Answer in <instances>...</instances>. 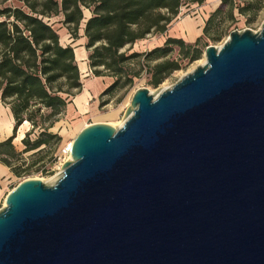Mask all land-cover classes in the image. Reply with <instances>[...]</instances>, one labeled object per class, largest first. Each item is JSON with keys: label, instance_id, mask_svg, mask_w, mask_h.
<instances>
[{"label": "water", "instance_id": "95a60500", "mask_svg": "<svg viewBox=\"0 0 264 264\" xmlns=\"http://www.w3.org/2000/svg\"><path fill=\"white\" fill-rule=\"evenodd\" d=\"M0 210V264H264V23L208 46Z\"/></svg>", "mask_w": 264, "mask_h": 264}, {"label": "trees", "instance_id": "16d2710c", "mask_svg": "<svg viewBox=\"0 0 264 264\" xmlns=\"http://www.w3.org/2000/svg\"><path fill=\"white\" fill-rule=\"evenodd\" d=\"M10 1L16 5L8 4ZM204 0H0V104L9 109L12 135L0 142V164L17 178L34 172L51 174L61 137L52 132L71 99L80 93L82 83L74 48L62 45L50 23L60 17L72 41L83 27L87 63L95 77L108 76L114 81L106 92L132 86L142 72L148 84L159 86L180 69L179 61L199 58L197 44L167 38L162 46L148 52H130L132 46L153 34H164L182 6L202 4ZM264 0H220L203 28L204 36L219 24L216 19L228 9L241 15L261 9ZM89 17L84 18V11ZM124 50V51H122ZM176 53V58H170ZM29 130L21 139L23 149L13 145L23 124ZM51 153V154H50ZM51 155V157H50ZM49 161L46 166L45 160Z\"/></svg>", "mask_w": 264, "mask_h": 264}, {"label": "rangeland", "instance_id": "374dc122", "mask_svg": "<svg viewBox=\"0 0 264 264\" xmlns=\"http://www.w3.org/2000/svg\"><path fill=\"white\" fill-rule=\"evenodd\" d=\"M244 1L245 0H235V8L236 6H243L242 4L244 3ZM8 4L16 5V3L13 1H10V3ZM227 10L228 9L225 7L224 12L219 15L218 19H216L219 24H217L216 27L209 29V35L207 37L204 36L202 30V35L199 37L200 40L197 44V47L200 50L199 58L190 62L188 60L179 61L180 69L178 71L173 72L157 87L150 86L148 84V74L142 72L140 78L133 79V84L129 88L106 92V90L109 88V86L112 85L114 81L111 77H95L89 69L88 63L86 64L87 70L84 73H82V69H80L81 73H79L82 83V89L80 93H82L83 90L86 89V85H89V96L87 100L88 102L86 105V110L85 112H78V110L76 109L74 99L78 95L77 94L71 99V102L67 105L64 114L60 117V120L54 125L53 129L51 130L52 132L57 133L61 137V142L58 145L57 150L53 152L54 160L52 162V165L50 166L51 174L42 175L39 172H34L28 176L17 178L10 172L2 174V171H0V210L4 206V200L8 193L11 192L22 181L27 179H38L46 184L52 183L61 171L60 169L62 164L69 160V153L66 152V148L70 146L72 140L83 128L91 124H109L116 128L120 127L124 121L123 118L125 110L130 105L132 96L137 90L145 88L153 96L156 95L160 89L171 87L181 77H183L187 73H190L194 68L201 65L202 61H204V51L206 47H220L227 40L229 34L233 31L241 32L244 30H250L252 32H257L260 30L262 24L264 23V2L262 4L261 9L254 16L253 13L241 15L237 12L236 9H234L233 19L230 20L226 17ZM212 13H205V17H203L201 11H199L198 9H194L192 6L188 5L187 7L182 6L180 8L177 17H180V20L182 21L181 24L184 23L183 21L187 20L197 24L198 27L202 25L204 28L206 21ZM88 17L89 13L85 10L84 18L87 19ZM59 20L60 17L51 18L50 23L53 25V28L57 30L61 44L71 45L74 49L80 51L79 48H83V46L80 44V39L83 38L82 25L78 32L79 38L73 42L68 32L65 31L66 28H64L59 23ZM172 23L173 25H171ZM174 24L175 23L173 20L169 24L166 32L162 35L153 34L148 36L144 40L136 42L130 49V52H148L149 50L155 47L162 46L167 38H172L169 36L172 34ZM198 27L197 29H199ZM197 39L192 42L188 41L186 38L182 40L185 44L193 45ZM170 58H176V53H173ZM81 62L83 63L84 60ZM78 63L80 64V61ZM10 116L11 115L9 113V109L6 106L0 104V121H3L6 125L10 124L11 128L10 133H7L5 129L0 128V142L4 141L12 135L13 121ZM29 128V124L26 123L19 127V129L17 130L16 137L13 140V145L17 151H21L23 149L19 137L21 135L24 136V134L29 130ZM49 161L51 160H45L46 166L48 165Z\"/></svg>", "mask_w": 264, "mask_h": 264}, {"label": "crops", "instance_id": "0c3cea01", "mask_svg": "<svg viewBox=\"0 0 264 264\" xmlns=\"http://www.w3.org/2000/svg\"><path fill=\"white\" fill-rule=\"evenodd\" d=\"M219 4H220V0H205L202 5L191 4L189 6H192L194 9H198L199 11H201V13L203 14V17H205V13L206 14L212 13L219 6ZM179 20H180L179 16L176 19H174V23H175L174 29L172 30V34L169 37L176 38V39L186 38L188 41L192 42L202 35V30H203L202 25L198 27L197 24L193 23L192 21H187V20L183 21L184 23L181 24L182 21L181 20L179 21ZM171 25H173V23ZM197 27L199 29H197ZM173 33H175V34H173ZM80 41H81L80 44L83 46V48L80 47L79 48L80 51L74 49V55H75V59L77 62V66L79 64L78 62L80 61V64L78 66L79 72L81 73L80 69H82V73H84L87 70V65H86L87 64V53H86L85 48H84L86 40L83 37L82 39H80ZM83 60H84V62L82 63L81 61H83ZM88 88H89V85H86V89L83 90L82 93L78 94L74 99V104H75V107L78 110V112H85V110H86V105L88 102L87 100H88V96H89V93H88L89 89ZM11 119H12V117H11ZM0 128L5 129V131L7 133H10V129H11L10 124L6 125L3 121H0ZM22 138H23V135H21L19 137V140H21ZM0 171H2V174L3 173L6 174L7 172H10L7 167H5L1 164H0Z\"/></svg>", "mask_w": 264, "mask_h": 264}, {"label": "bare ground", "instance_id": "6f19581e", "mask_svg": "<svg viewBox=\"0 0 264 264\" xmlns=\"http://www.w3.org/2000/svg\"><path fill=\"white\" fill-rule=\"evenodd\" d=\"M204 62H205V58H204V61H202L201 65H203ZM154 96H156V95H154ZM122 124H123V123H122ZM71 143H72V142H71ZM71 143H70V146H68V147L66 148V152L69 153V158H70V147H71Z\"/></svg>", "mask_w": 264, "mask_h": 264}]
</instances>
